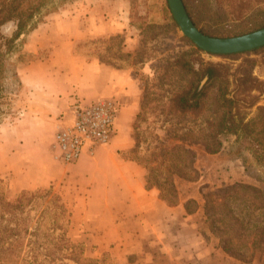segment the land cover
<instances>
[{
    "label": "rangeland",
    "instance_id": "obj_1",
    "mask_svg": "<svg viewBox=\"0 0 264 264\" xmlns=\"http://www.w3.org/2000/svg\"><path fill=\"white\" fill-rule=\"evenodd\" d=\"M184 2L197 25L210 34L220 36L240 34L264 22V2L259 0H184ZM53 12H57L61 17L74 18L80 29H102L88 33L76 41V50L85 57L103 61L117 68L130 69L136 77L138 104L128 122L119 129L122 138L129 141L126 149L119 150L122 157L134 155L148 159L152 147L162 141L168 130L177 128L179 134L184 133L187 127L196 130L200 128L205 131L206 139L208 128L204 121L209 113L210 99L207 97L204 99L203 110L196 120L188 115L171 117L165 102L167 91L184 85L185 81H182L184 76L171 69L167 73L168 80L165 81L164 87L161 88L157 83L162 72L161 68H157L158 65L170 62V59L183 50H194L190 42L181 38L183 34L177 24L176 26L173 24L167 0H70L54 11L41 15L31 29L37 28L47 18L51 19ZM107 29L119 30L112 32ZM7 30L8 32L12 30L10 24ZM27 32L19 37L20 48ZM197 53L205 62L226 64L229 66V72L239 77L251 74L264 80V59H261L259 54L224 56L206 51ZM21 58L25 59L26 54H22ZM244 58L253 61L240 64ZM22 105L21 94H12V98L8 99V106L1 105L4 114H0V121L12 120L18 115ZM257 105H264V94L259 98ZM137 112L138 115L135 117ZM255 112L254 106L248 110L247 115L252 116ZM195 124L196 127H193ZM115 130L117 127L113 124L112 134L118 132ZM221 139L222 147L218 152L197 154L195 165L200 180L209 183L208 189H212L211 186L223 188L240 183L254 185L258 191L253 195L240 187L227 203L220 205L221 218L224 220L218 223L220 232L210 226L209 220L203 221L201 211L191 213L190 222L196 236L201 240L196 249L191 247L182 251L177 246L179 249H176L169 259L166 253L159 252L157 247L145 245L139 252L127 254L119 263L113 254L114 243H98L93 240L90 231L83 232L72 224L69 229L70 238L83 242L87 254L94 259H102L101 264H264V185L253 179L251 174L254 172L249 173L245 170L241 160L228 152L234 136L229 134L221 136ZM134 145L136 150L129 153L128 150ZM0 179L3 181L0 188L7 184L10 195L19 192L20 189L12 191L9 189L7 175H1ZM176 184L183 196H187L193 191L192 188H196L194 184L191 185L185 180H177ZM40 187H51L52 191L60 193L73 208V203L64 194L66 188L62 183L54 182ZM229 209L237 220L232 236L235 252L240 259L229 256L219 242V235L225 234L227 226L235 222L229 215ZM205 248L209 251L206 256ZM143 250L150 252L148 255L152 254L150 262L146 261ZM195 252L200 256H195Z\"/></svg>",
    "mask_w": 264,
    "mask_h": 264
},
{
    "label": "crops",
    "instance_id": "obj_2",
    "mask_svg": "<svg viewBox=\"0 0 264 264\" xmlns=\"http://www.w3.org/2000/svg\"><path fill=\"white\" fill-rule=\"evenodd\" d=\"M57 15L51 13V19L28 30L19 52L12 56L23 105L12 120L0 121V176L7 175L11 191L62 183L73 203L71 224L90 231L98 243H114L119 263L145 245L157 247L169 259L176 249H196L201 240L190 214L181 204L163 202L157 188L145 186L143 166L119 153L129 146L119 129L138 104L135 75L79 53L75 42L102 29H80L74 18ZM18 54L26 58L15 59ZM100 96L117 99L118 132L73 163L55 161L50 144L58 121L68 118L74 101ZM143 251L150 262L152 254Z\"/></svg>",
    "mask_w": 264,
    "mask_h": 264
},
{
    "label": "trees",
    "instance_id": "obj_3",
    "mask_svg": "<svg viewBox=\"0 0 264 264\" xmlns=\"http://www.w3.org/2000/svg\"><path fill=\"white\" fill-rule=\"evenodd\" d=\"M67 1L70 0H0L1 115L4 114L1 105L8 106L12 94L21 91V82L12 62L13 54L20 50V35L34 27L41 15L54 11ZM182 1L190 19L200 31L220 36L199 27ZM170 18L176 26L172 14ZM9 24L12 26L10 32L7 30ZM263 26L264 22L240 34ZM181 38L190 42L194 50H183L170 62L158 65L162 72L157 83L163 88L171 69L184 76V85L166 90L165 102L171 117L188 115L196 120L203 110L204 99H210L209 113L204 121L208 128L206 139L205 131L200 128L187 127L180 134L178 128L168 130L162 141L152 147L148 159L134 155L126 158L143 166L145 186L157 188L163 202L170 206L181 204L187 214L201 211L203 221L209 220L210 226L220 232L218 223L224 222L220 205L227 203L240 187L253 195L258 188L234 183L223 188L211 186L213 188L208 189L209 183L198 176L195 165L197 154L218 152L222 147L221 136L233 135L228 152L239 158L245 170L254 172L251 174L253 179L264 185V105H257L264 94V80L251 74L239 77L230 73L229 66L224 63L203 61L197 53L203 50L185 35H181ZM242 53L259 54L264 59V45L249 51L221 55ZM21 56L18 54L15 59H21ZM252 61L244 58L240 64ZM254 106L255 114L248 116V110ZM137 115L138 112L135 117ZM135 150L136 145L128 152L134 153ZM177 180H185L196 188L183 196L177 187ZM2 183L0 179V185ZM228 211L235 222L227 228L225 225L227 232L219 235V242L229 256L240 259L235 252L232 236L237 220L231 214L232 210ZM71 213L69 203L51 187L21 188L17 194L10 195L8 185H4L0 188V264H101L102 259H94L87 254L83 242L70 238Z\"/></svg>",
    "mask_w": 264,
    "mask_h": 264
},
{
    "label": "built area",
    "instance_id": "obj_4",
    "mask_svg": "<svg viewBox=\"0 0 264 264\" xmlns=\"http://www.w3.org/2000/svg\"><path fill=\"white\" fill-rule=\"evenodd\" d=\"M119 103L111 96L88 102L74 101L66 120L57 123L50 144L52 158L62 164L78 160L83 153L92 154L112 135Z\"/></svg>",
    "mask_w": 264,
    "mask_h": 264
},
{
    "label": "water",
    "instance_id": "obj_5",
    "mask_svg": "<svg viewBox=\"0 0 264 264\" xmlns=\"http://www.w3.org/2000/svg\"><path fill=\"white\" fill-rule=\"evenodd\" d=\"M167 4L180 32L203 51L228 54L249 51L264 45V26L239 35L212 36L195 26L182 0H167Z\"/></svg>",
    "mask_w": 264,
    "mask_h": 264
}]
</instances>
